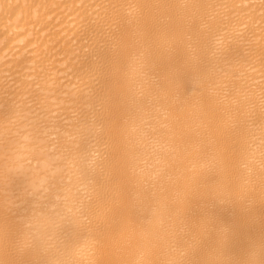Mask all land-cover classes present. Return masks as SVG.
<instances>
[{
    "label": "bare ground",
    "instance_id": "obj_1",
    "mask_svg": "<svg viewBox=\"0 0 264 264\" xmlns=\"http://www.w3.org/2000/svg\"><path fill=\"white\" fill-rule=\"evenodd\" d=\"M0 264H264V0H0Z\"/></svg>",
    "mask_w": 264,
    "mask_h": 264
}]
</instances>
